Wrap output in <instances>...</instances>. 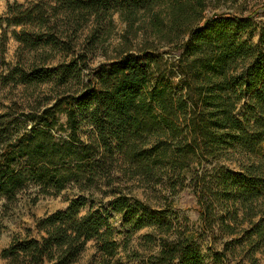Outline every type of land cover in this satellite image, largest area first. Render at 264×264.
Returning <instances> with one entry per match:
<instances>
[{"label": "trees", "instance_id": "trees-1", "mask_svg": "<svg viewBox=\"0 0 264 264\" xmlns=\"http://www.w3.org/2000/svg\"><path fill=\"white\" fill-rule=\"evenodd\" d=\"M215 1L239 9L206 14L213 0H38L8 7L1 22L19 28L11 32L18 60L0 63L1 87L49 88L41 91L43 103L13 102L0 112V200L13 204L31 190L35 202L71 186L79 195L13 238L0 253L6 264H74L90 241L96 264H129L118 255L143 229L150 230L143 235L149 264H204V247L214 263L255 264L264 247V10L259 20L246 13L251 0ZM115 14L128 24L144 19L158 39H176L172 61L164 58L168 52L146 48L85 74L93 43ZM89 23L96 30L78 52ZM114 170L145 181L166 177L173 190L187 182L199 208L198 235L166 220L170 205L154 212L115 192L108 201H89L91 189ZM114 215L128 227L121 243ZM217 243V250L207 246Z\"/></svg>", "mask_w": 264, "mask_h": 264}, {"label": "rangeland", "instance_id": "rangeland-1", "mask_svg": "<svg viewBox=\"0 0 264 264\" xmlns=\"http://www.w3.org/2000/svg\"><path fill=\"white\" fill-rule=\"evenodd\" d=\"M38 0H0V63L7 65H13L18 60L16 51L19 44L11 36L12 30L16 29L11 27L5 29V25L1 20L6 17L9 6L14 4L28 6L30 3H35ZM213 0V5H210L206 14L212 12H221L225 10L233 11L239 9L238 4L233 5L230 3H223L219 1L217 3ZM217 4V8H213L214 4ZM247 9L250 14H254L259 20L263 17L260 14L264 10V0H251ZM245 13V14H246ZM95 25L89 23L79 34L77 40L76 49L81 52L84 43H91V32L95 31ZM16 30H19L17 28ZM6 34V42L2 44V35ZM102 33V31H101ZM178 44L176 39L173 41L161 40L155 37L146 24V21L142 18L134 20L132 24H128L123 21L117 14L113 15L112 20L108 26L105 27V32L101 34L100 39L93 43V50L90 54L89 64L87 66V74L89 71L94 72L102 65L108 64L123 53L137 52L140 49L154 48L159 52H168L164 55L169 61H172L175 57V47ZM3 67L5 65H2ZM6 66L4 68H6ZM49 86L43 85L40 87H28L18 86L12 88L11 86L1 87L0 85V112L5 106L15 102L18 105L34 106L35 104L44 101L47 96L41 95V91L47 92ZM60 123L63 128H66V117L61 116ZM65 132H61L58 136H65ZM88 135L86 128H82L79 131V137L85 140ZM233 165H230L232 168ZM173 181H168L163 178L162 181L156 182L155 179L145 181L141 177L129 178L127 175L114 170L112 175L106 179H102L100 183L91 189L92 195H89V201L103 199L108 201L112 198L114 192L116 194L121 193L129 197L138 199L144 204L150 207L151 211H158L166 209L169 205V212L165 217L167 221L171 222L173 226L182 230L188 229V231L197 236L199 233V213L196 200L191 193L190 188L187 186V182H184L182 186H177L173 190ZM31 190L18 196L17 201L13 204H6L3 200H0V253L2 249L7 247L11 240L15 237H23L27 234L28 230H32L33 222L35 219L51 213L56 210L65 209L71 199L79 195L78 187H69L58 195H50L45 197H39L35 202L31 201L33 196ZM87 210L84 209L83 213ZM124 219L120 215H114L112 220L113 228L119 232L117 240L119 243L123 241L124 233L128 227L124 225ZM150 233L149 229H143L139 232H135L130 242H128L126 251H121L118 257H121L122 263L129 264H149L148 263V247L143 240V235ZM33 235H35L32 232ZM205 244H208L209 239L203 238ZM122 245V244H121ZM206 246V245H205ZM211 250L219 249V244L213 246L207 245ZM122 249V248H121ZM120 249V250H121ZM214 250V252L216 251ZM203 255L205 257L204 264H217L212 260V254L210 251L203 248ZM133 254H138V258L130 261L127 258ZM96 244L95 241L87 243L84 252L81 254L78 261L74 264H96L97 260ZM243 256V252L237 249L235 252L236 260H240ZM255 264H264V247L261 251L255 255ZM0 264H6L0 256ZM224 264V263H223ZM230 264H235L231 262ZM237 264V263H236ZM243 264H249L246 261Z\"/></svg>", "mask_w": 264, "mask_h": 264}]
</instances>
